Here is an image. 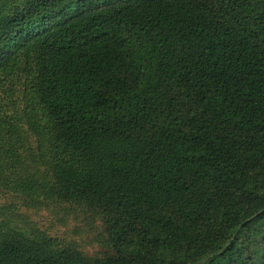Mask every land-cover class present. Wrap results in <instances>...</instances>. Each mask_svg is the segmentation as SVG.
<instances>
[{
  "label": "trees",
  "instance_id": "1",
  "mask_svg": "<svg viewBox=\"0 0 264 264\" xmlns=\"http://www.w3.org/2000/svg\"><path fill=\"white\" fill-rule=\"evenodd\" d=\"M1 189L110 250L2 225L0 264H264V0H0Z\"/></svg>",
  "mask_w": 264,
  "mask_h": 264
},
{
  "label": "rangeland",
  "instance_id": "2",
  "mask_svg": "<svg viewBox=\"0 0 264 264\" xmlns=\"http://www.w3.org/2000/svg\"><path fill=\"white\" fill-rule=\"evenodd\" d=\"M5 207L10 210H2ZM2 225L21 231H29L36 226L53 237L65 240L90 257L98 258L110 250L102 220L71 203L49 202L34 206L24 197L1 189L0 226Z\"/></svg>",
  "mask_w": 264,
  "mask_h": 264
},
{
  "label": "water",
  "instance_id": "3",
  "mask_svg": "<svg viewBox=\"0 0 264 264\" xmlns=\"http://www.w3.org/2000/svg\"><path fill=\"white\" fill-rule=\"evenodd\" d=\"M264 214V210H262L260 213H258L257 215H255L254 217H252L251 219H248L247 221H245L242 224V227H244L245 225H247L248 223L252 222L253 220H255L256 218L260 217L261 215ZM232 244V243H231Z\"/></svg>",
  "mask_w": 264,
  "mask_h": 264
}]
</instances>
